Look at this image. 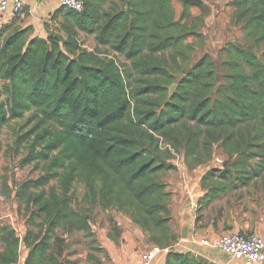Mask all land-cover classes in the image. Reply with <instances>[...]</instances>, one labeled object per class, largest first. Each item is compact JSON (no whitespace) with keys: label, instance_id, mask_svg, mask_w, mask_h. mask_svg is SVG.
I'll return each mask as SVG.
<instances>
[{"label":"trees","instance_id":"16d2710c","mask_svg":"<svg viewBox=\"0 0 264 264\" xmlns=\"http://www.w3.org/2000/svg\"><path fill=\"white\" fill-rule=\"evenodd\" d=\"M83 1L82 11L61 6L45 19L48 38L34 35L33 25L0 28V126L30 113L33 125L16 145L26 152L24 165L43 163L45 171L23 183L34 229L21 238L0 222V264H18L23 245L24 264H63L60 230L96 242L89 216L73 204L76 182L90 202L138 224L164 251L165 264H207L176 246L162 175L175 168L172 150L195 167L220 144L226 160L201 178L206 192L197 210L253 184L264 190V61L257 55L264 0L230 2L244 37L221 47L219 85L210 54L190 68L178 60L197 35L188 19L200 5L182 1L178 14L173 0ZM81 33L94 38V49L82 46ZM110 52L129 65L122 70ZM171 68L183 74L173 92Z\"/></svg>","mask_w":264,"mask_h":264},{"label":"rangeland","instance_id":"374dc122","mask_svg":"<svg viewBox=\"0 0 264 264\" xmlns=\"http://www.w3.org/2000/svg\"><path fill=\"white\" fill-rule=\"evenodd\" d=\"M231 0H202L199 8L192 7L191 16L188 19V23L192 28H198L197 35L191 36L185 41L184 51L186 55L184 58L180 57L178 60L183 65L187 63L188 68L192 67L199 57L204 54H210L217 66L218 70V85L224 84L223 76L221 74V64L224 56L219 57V51L221 47L227 43L235 42L242 43L244 37V31L242 25L234 21L233 13L234 8L230 5ZM175 7L177 13H181L183 8L182 0H175ZM27 16L24 13L21 16H17L14 20L8 22L9 29L14 30L16 28H24ZM43 19L41 25L34 27V35L48 38L49 32L44 27ZM5 24L4 26H6ZM54 33H57L56 26L51 27ZM79 40L82 46L86 49H94L96 41L92 36H87L83 33L80 34ZM106 49V48H105ZM104 47L102 51L106 52ZM257 55L262 61H264V45L263 48L257 49ZM109 56H114L121 65V69L124 70V65H129V61L121 54L110 52ZM170 71L175 76V82L177 85L181 77L183 76L181 70L171 68ZM4 85V81L0 80V87ZM171 86L167 89L170 90ZM176 90V87L175 89ZM33 125L31 122V115L27 113L24 117L14 119L7 124L0 126V222L7 223L12 226L14 224L22 232V238L26 235L29 228L34 229V224H29V211L26 207V198L23 195V183L32 179H37L41 174H44L43 163L40 164H28L24 165L22 160L26 154L25 150L17 147L16 137L18 134L28 131ZM180 155V159L177 161V157H173L175 165L174 169L168 170L163 173L162 178L166 183V186L172 184L171 181H180V170L183 168L194 169L186 164L185 158ZM226 155L223 153L220 144H216L213 152L212 159L203 164L205 169L222 168ZM56 182H51L46 185L48 188L50 185ZM33 191H38L33 189ZM86 187L82 182H76L73 186V204L76 208L81 209L89 216L91 227L95 233L96 242L93 243L91 238L86 237L81 232H63L61 234V240L65 245V254L63 264H91L87 259L89 250L95 251V256L102 264H113L114 261L109 255L112 248L122 252V249L135 252L137 248L143 244L142 250L146 251L151 249L152 241L149 237L143 233L142 237L139 236V231L136 232L135 226L130 223L127 216L124 213L117 211L115 208L104 209L99 204L90 202L86 197ZM186 193V192H185ZM170 210L171 214L177 210L178 201L185 196L183 192L171 193L170 195ZM225 202L221 205L224 207V211L230 212L234 208V204L241 210L239 215L240 220H243L242 212L247 210L248 215L256 216L259 211L264 210V190L258 184H253L249 187H244L236 191L227 192L220 198ZM234 202V203H232ZM247 206V208H246ZM222 209V208H221ZM205 208L198 212V216H202ZM237 216V215H236ZM172 225L177 228L176 222L177 215L172 216ZM41 219H36L39 222ZM221 225V224H220ZM228 225V223H227ZM229 226V225H228ZM126 228L131 235L125 242L122 240L121 234L123 228ZM94 246V247H93ZM96 248V249H92ZM24 245L21 248V258H24Z\"/></svg>","mask_w":264,"mask_h":264},{"label":"crops","instance_id":"0c3cea01","mask_svg":"<svg viewBox=\"0 0 264 264\" xmlns=\"http://www.w3.org/2000/svg\"><path fill=\"white\" fill-rule=\"evenodd\" d=\"M24 2L25 14H29L25 25H33L34 27L36 24L41 25L43 19L48 18L50 14L61 7L60 0H24ZM173 7H175V0H173ZM207 171L208 169H205L203 164L195 166L194 169L183 168L179 171L180 181H171L172 184L166 187L169 193L178 191L183 192L185 195L180 198L177 210L172 213V216L177 215L176 222L179 223L177 228L175 227V234L178 240L176 246L181 250L191 251L207 264H249L242 259H234L210 247L190 241L191 236H195L198 239L207 238L213 240L216 236L229 231L256 232L264 240V210L259 211V214L254 217L253 215H248L247 210H245L242 212L243 220H240L241 210L235 205L237 203L234 204V210L231 209L230 212H226L223 210L225 204H222L225 202L216 199L202 212L203 217L198 216V202L206 192V189L201 185V178ZM170 197L175 198L173 194ZM221 205H224V207ZM128 219L133 226L136 225L135 229L136 232L139 231V236L142 237L143 233L146 234L138 224L134 223L129 217ZM129 235L131 234L124 227L121 234L122 240L126 242L129 239ZM151 245L150 248L155 246L153 242ZM142 246L143 244L135 252L125 249L119 252L113 247L107 249H110L109 255L114 261L113 264H142V255L145 252L142 250ZM24 249V258H21L18 264H24L27 256V249L25 247ZM93 255L95 256V251L89 250L87 259L91 264H97L93 260ZM165 257L166 254L164 252L160 253L153 264H165ZM98 264L102 263L99 261Z\"/></svg>","mask_w":264,"mask_h":264},{"label":"built area","instance_id":"2783aa9c","mask_svg":"<svg viewBox=\"0 0 264 264\" xmlns=\"http://www.w3.org/2000/svg\"><path fill=\"white\" fill-rule=\"evenodd\" d=\"M60 5L74 11H82L83 0H60ZM25 11L24 0H0V28L21 16ZM174 157L180 159L178 152L172 150ZM175 164V163H174ZM177 166V164H175ZM14 230L21 236L22 232L12 224ZM190 241L210 247L234 259H242L249 264H264V240L256 232L244 233L241 231H229L216 236L213 240L207 238L198 239L191 236ZM164 252L160 247L153 246L142 255V264H153L157 256Z\"/></svg>","mask_w":264,"mask_h":264},{"label":"water","instance_id":"95a60500","mask_svg":"<svg viewBox=\"0 0 264 264\" xmlns=\"http://www.w3.org/2000/svg\"><path fill=\"white\" fill-rule=\"evenodd\" d=\"M182 1H184V2H190V3L194 4V5H201V3H202V0H182ZM175 87H176V85L173 84L171 86V88H170V91L173 92L174 89H175Z\"/></svg>","mask_w":264,"mask_h":264}]
</instances>
